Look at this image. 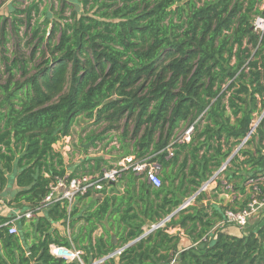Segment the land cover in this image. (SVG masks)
<instances>
[{"label": "trees", "instance_id": "1", "mask_svg": "<svg viewBox=\"0 0 264 264\" xmlns=\"http://www.w3.org/2000/svg\"><path fill=\"white\" fill-rule=\"evenodd\" d=\"M57 1L58 9L42 10L43 0H33L11 19L0 15V191L17 186L13 208L37 209L59 178L114 167L90 159L68 174L54 147L72 135L77 120L107 126L86 140H116L117 164L132 157L166 170L188 153L176 174L159 171L158 189L127 170L122 193L109 185L72 204L50 205L33 219L0 215V264H69L50 254L52 245L83 251L85 264L117 248L124 251L105 264H264V213L242 237L228 235L217 227L225 210L198 205L205 195L197 194L244 142L248 148L231 159L222 172L226 185L220 180L217 190L252 180L238 210L264 199V31L253 26L264 15L262 0ZM11 37L17 53L7 57ZM196 194L197 205L179 210ZM80 222L71 237L55 227ZM176 227L192 248L179 251L180 236L169 233ZM99 229L103 235L95 238ZM114 230L123 235L121 244L112 243Z\"/></svg>", "mask_w": 264, "mask_h": 264}, {"label": "built area", "instance_id": "2", "mask_svg": "<svg viewBox=\"0 0 264 264\" xmlns=\"http://www.w3.org/2000/svg\"><path fill=\"white\" fill-rule=\"evenodd\" d=\"M260 10L264 13V0L260 5ZM254 29L257 32L264 31V15L258 16L254 21ZM193 128H190L186 133V141L190 140V134ZM132 170L137 176L146 180L153 188L158 189L162 186L160 178L159 166L155 163H149L147 161L135 162L132 157L126 158L116 164L111 169H106L103 173L95 175H81L74 178H70L69 175L57 179L55 183H52L49 187V193L44 198L40 207L35 210H28L26 213L18 215L13 222L25 217L27 219L35 218L41 211L43 212L50 205L68 201L72 204L78 195H85L91 191L101 192L107 186L113 185L119 182L123 172ZM226 170V165L222 167L221 172ZM208 189V185H203L200 191L197 193H203ZM197 194L191 197V201L196 199ZM2 202V194L0 192V203ZM187 205H183L179 210L186 209ZM264 213V199L254 198L244 209L242 210H227L224 214V220L218 225V227H224L226 225L236 226L240 230L244 231L251 223V220L259 217ZM170 218L166 219L164 223L153 226V230H157L163 227L166 222H169ZM151 231L147 230L146 232ZM10 233H17L16 225H13L10 229ZM124 248L117 249L114 253L98 258L93 261L92 264H105L106 260L110 258L118 257L122 254ZM50 254L59 260H64L66 263L85 264L83 261V251L76 249H69L63 246L52 245L50 246ZM171 264H175V260Z\"/></svg>", "mask_w": 264, "mask_h": 264}, {"label": "rangeland", "instance_id": "3", "mask_svg": "<svg viewBox=\"0 0 264 264\" xmlns=\"http://www.w3.org/2000/svg\"><path fill=\"white\" fill-rule=\"evenodd\" d=\"M33 0H0V15L8 17L11 19V13L17 14L15 11L23 10L29 5ZM40 1V0H36ZM55 5L58 9L59 4L57 0H43L41 9L43 10L45 6H53ZM18 15V14H17ZM69 15V12L66 14ZM21 18H25L24 16L19 15ZM27 25L21 26V37L27 32ZM11 26L8 25V31H10ZM50 29V28H49ZM1 30V23H0ZM29 31V30H28ZM1 33V31H0ZM11 35V33H10ZM1 39V38H0ZM22 47L24 48V53L30 52L28 47H24V42L22 43ZM7 57H11L13 54L17 53L16 40L11 37V41L6 46ZM0 77L4 80V67L0 64ZM105 124H96L94 122H89L87 120H77L74 123L72 135L70 137L63 138L59 143L56 144V150L62 152L65 160L66 166L68 169V174L73 173L74 169L79 166L83 161L90 159H106L109 161L110 165L115 166L117 164L118 156H116V152L113 151V147H119V144L110 142V138H106L105 140H101L96 142L95 140L88 141L86 137L88 135H100L106 129ZM117 142V141H116ZM13 180V179H12ZM14 183H12L7 188L3 189L2 194V202L0 203V213L16 216L26 213L27 211H17L13 208L12 204H10L11 200L14 197ZM14 210V212H13ZM258 218H254L251 220V224L258 221Z\"/></svg>", "mask_w": 264, "mask_h": 264}, {"label": "crops", "instance_id": "4", "mask_svg": "<svg viewBox=\"0 0 264 264\" xmlns=\"http://www.w3.org/2000/svg\"><path fill=\"white\" fill-rule=\"evenodd\" d=\"M257 123H258V120L253 126L256 127ZM254 132H255V130L252 132V134H254ZM189 141H186V142L189 143ZM55 148H56V145H55ZM247 148H248L247 146H244V142H243V144H240L239 146H237L234 149V151L231 154V156L229 157V159L227 161H225V163H223L222 167L225 166V165L227 167H228V165L230 166L231 159L234 158V156L236 154H238V152H240V150H245ZM250 149H252V148H250ZM187 153H188L187 150L182 152V154L180 155V160H179V162L177 163L176 166L169 167L166 170H163L162 168H159V171L161 172V176H163V173H165V172L171 173V174H176L177 173V169L179 168V166L182 163L183 159L186 157ZM203 153H204V151H203ZM203 153H201V154H203ZM210 156H211V154L208 155V158ZM240 159L244 160L245 158L243 156H240ZM191 164H192V161H191V159H189L188 160V166L190 167ZM222 167L219 170H217V171L215 170L213 172V175L209 178V180L206 183L203 184V185H208V189L205 192H203L205 196H204V198L202 200V203H200L198 205H203L205 207H207L208 205H213V207H216L217 209H219L220 212H223L224 210L226 211V207L227 206L228 207H232L235 210H238V209H240V203H244L245 200L247 199V196L251 194L250 188L256 182L251 180L249 182L242 183V182H240V180L236 179V180L233 181L232 184L227 185L225 187H221V191H219V190H217V188L219 187V181L220 180H222L224 185H226V181L224 179L225 176L221 172ZM261 180H264V178H262ZM174 183H175V186L178 187V186H180L181 181L178 179ZM235 184H238L240 186L239 188H241L242 186L246 187L245 193H242L241 190H239V188L238 189H234V185ZM186 186H187V184H186ZM122 187L119 186V182L112 185L113 189L121 191V193L123 192V188ZM13 190H14V195H15V193L17 192V186L15 184H14ZM185 205L194 206V205H197V203H196L195 200L191 201V198H189L185 202L184 206ZM225 211L223 212L224 214H225ZM13 212H14V210H13ZM0 215L8 216L7 214H3V213H0ZM256 218H258V217H256ZM82 225H83V222H80V223L76 224L75 228H73V227L69 228V227H66V226H62V223H58V224L55 225V227H57L61 231L62 234L71 237L73 234L77 235V233L80 231ZM218 225H217V227H218ZM250 225H251V223H250ZM152 226L153 225L148 226V227H152ZM107 228H109L108 224H107ZM246 229L244 231H246ZM222 231L225 234L236 236V237H242L243 233H244V231L240 230L238 227L231 226V225H226L222 229ZM169 233L172 234V235H179L180 236L181 242H180V245H179V251H184V250L190 249V248H192L194 246L192 241L188 238V236L185 235V232L181 228H179V227L173 228V229H171L169 231ZM102 235H103V230L102 229H99L98 231H96L94 233V237L95 238L96 237H100ZM112 235L116 236L117 244L118 243L121 244V242H122L121 239H122L123 235L120 234V232L117 231V230L112 231L111 232V236ZM117 249H119V248H117Z\"/></svg>", "mask_w": 264, "mask_h": 264}, {"label": "water", "instance_id": "5", "mask_svg": "<svg viewBox=\"0 0 264 264\" xmlns=\"http://www.w3.org/2000/svg\"><path fill=\"white\" fill-rule=\"evenodd\" d=\"M263 116H264V114H263ZM153 231H154V230L151 229V231L146 232V233L143 235V237H141V238H144L145 236H147L149 233H151V232H153ZM111 238H112V243H113L114 245H117V238H116V236H115V235H112ZM132 244H134V243H131V245H132Z\"/></svg>", "mask_w": 264, "mask_h": 264}]
</instances>
